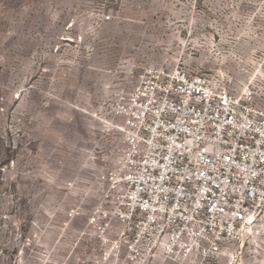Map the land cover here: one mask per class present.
I'll use <instances>...</instances> for the list:
<instances>
[{
	"label": "rangeland",
	"instance_id": "obj_1",
	"mask_svg": "<svg viewBox=\"0 0 264 264\" xmlns=\"http://www.w3.org/2000/svg\"><path fill=\"white\" fill-rule=\"evenodd\" d=\"M178 66L264 92V0H0V264H264V218L210 261L132 260L122 223L91 222L118 98Z\"/></svg>",
	"mask_w": 264,
	"mask_h": 264
},
{
	"label": "built area",
	"instance_id": "obj_2",
	"mask_svg": "<svg viewBox=\"0 0 264 264\" xmlns=\"http://www.w3.org/2000/svg\"><path fill=\"white\" fill-rule=\"evenodd\" d=\"M112 113L123 138L100 177L109 210L91 222L122 223L132 260L210 261L262 222L264 92L252 80L179 66L148 71Z\"/></svg>",
	"mask_w": 264,
	"mask_h": 264
}]
</instances>
